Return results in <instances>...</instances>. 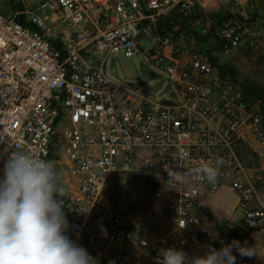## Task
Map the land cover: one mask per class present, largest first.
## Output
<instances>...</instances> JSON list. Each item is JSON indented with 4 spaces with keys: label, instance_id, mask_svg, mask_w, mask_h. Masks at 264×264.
<instances>
[{
    "label": "built area",
    "instance_id": "obj_1",
    "mask_svg": "<svg viewBox=\"0 0 264 264\" xmlns=\"http://www.w3.org/2000/svg\"><path fill=\"white\" fill-rule=\"evenodd\" d=\"M16 1L19 11H0V170L16 151L50 161L65 189L68 235L98 264H159L169 247L189 256L219 249L227 236L202 209L204 198L224 183L238 195L242 227L264 229V194L237 149L239 142L251 148L260 162L257 178H264L260 104L239 82L216 73L194 37L156 30L158 17L174 8L202 24L199 0ZM219 1L239 7L251 0ZM17 13L34 28L16 20ZM219 34L223 53L258 42L256 27L234 16ZM143 38L150 43L146 50ZM119 51L147 55L179 98L152 99L113 82L104 62ZM217 160L223 163L213 186L197 168ZM169 167L188 174L170 187ZM117 170L141 171L163 197L144 206L141 216L126 217L107 190Z\"/></svg>",
    "mask_w": 264,
    "mask_h": 264
},
{
    "label": "clouds",
    "instance_id": "obj_2",
    "mask_svg": "<svg viewBox=\"0 0 264 264\" xmlns=\"http://www.w3.org/2000/svg\"><path fill=\"white\" fill-rule=\"evenodd\" d=\"M222 163H202L197 173L215 186ZM0 171V264H98L68 235L65 189L50 161L16 151ZM166 171L170 187L188 174L170 167ZM233 250L240 257L255 255L252 247L233 239L219 249L209 246L203 255L189 256L175 247L162 249L159 264H236Z\"/></svg>",
    "mask_w": 264,
    "mask_h": 264
},
{
    "label": "rangeland",
    "instance_id": "obj_3",
    "mask_svg": "<svg viewBox=\"0 0 264 264\" xmlns=\"http://www.w3.org/2000/svg\"><path fill=\"white\" fill-rule=\"evenodd\" d=\"M32 1L35 0H29V2ZM199 3L204 15H209L214 11L225 8L240 12L246 10L245 12H248L249 15H257L256 21L258 26L264 24V18L261 16L264 9V1L259 2L258 6L253 2L239 7H228L219 0H199ZM0 11L7 16H11L14 13L9 8L7 0H0ZM141 45L146 50L150 45L149 40L143 38ZM242 46L240 45L228 52L221 53L219 61L235 65L239 70L241 79L247 78L259 82L261 73L251 62L252 53L250 52V47L243 49ZM98 62L100 63L101 60ZM104 68L106 74L113 82L120 83L133 90H138L152 99L176 100L179 98L175 85L168 79L163 69L153 60L149 59L147 55L126 51L111 53L105 59ZM245 162L249 168L248 174L259 188L257 176L261 172L254 170L260 167L258 158L252 153L250 159L246 158ZM107 190L119 210L126 217L132 218H137L138 215L141 216L143 207L149 205L157 196L163 197V191L156 185L154 187L152 180L141 171L117 170L111 172L107 179ZM259 190L264 191V188H260ZM239 208L236 191L229 183H224L217 193L204 198L202 213L218 230L220 229L219 225L222 228L224 227V229H226L225 227L236 229L239 236L235 240L239 241L242 245L252 247L255 255L251 257H240L233 250V255L237 257L236 264H264L263 232L246 231L242 227ZM229 243L231 242L227 240L226 244Z\"/></svg>",
    "mask_w": 264,
    "mask_h": 264
},
{
    "label": "trees",
    "instance_id": "obj_4",
    "mask_svg": "<svg viewBox=\"0 0 264 264\" xmlns=\"http://www.w3.org/2000/svg\"><path fill=\"white\" fill-rule=\"evenodd\" d=\"M9 8L13 12L19 11L22 7V3L16 0H7ZM228 6V5H227ZM231 7V6H228ZM246 11V10H245ZM240 12L233 9L225 8L218 11H214L209 15L203 16V23L195 25L192 21V17L183 16L177 8L170 10L169 12L162 14L158 17L156 23V30L160 33L172 34L174 37H194L197 41V46L200 50L204 51L210 58L213 64V68L216 73L223 78H230L239 82L246 94L248 99L252 101H258L261 108L262 120L264 124V84L258 83L247 78L241 79L239 76L238 68L228 62H220L219 57L223 53V39L219 34V29L223 21L230 16L236 17L238 20L250 25L258 27L256 16L254 14H248V12ZM261 16L264 18V9ZM16 20L24 25L31 26L34 28V24L31 20H28L26 15L23 13H17L15 15ZM209 20V26L204 27L205 20ZM246 41V40H245ZM242 45L246 47H251L248 45L247 41ZM237 149L245 162V159H250L251 148L245 142H239ZM242 152V153H241ZM246 163V162H245ZM153 186L156 184L152 181ZM219 230L221 234L227 236V239L231 242L236 239L238 235L237 230L230 227H224L219 225Z\"/></svg>",
    "mask_w": 264,
    "mask_h": 264
},
{
    "label": "crops",
    "instance_id": "obj_5",
    "mask_svg": "<svg viewBox=\"0 0 264 264\" xmlns=\"http://www.w3.org/2000/svg\"><path fill=\"white\" fill-rule=\"evenodd\" d=\"M261 1H264V0H251L245 5H248L249 3H253L254 2L256 4V6H258L259 2H261ZM205 23H206V25H209V20L206 19ZM256 29H257V34H258V42H257V44L254 47H250V52L252 53L251 62L255 66V68H257V70H260V73H261L260 76H259L260 77V81L258 83L264 84V24L259 25ZM242 47H243V49L247 48L245 45H243ZM252 145L256 146V143L253 142ZM257 183L259 184V189L260 188H264V178H258V182ZM261 193L264 194V191L262 190ZM253 202L254 201H252V203ZM239 209H240V212H241L240 217L243 218V211H242L241 206H240ZM130 218H132V217H130ZM241 222H242V219H241ZM256 232H263V235H264V229L256 231ZM82 239L84 241L87 239L86 231L83 232Z\"/></svg>",
    "mask_w": 264,
    "mask_h": 264
}]
</instances>
